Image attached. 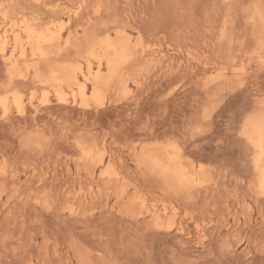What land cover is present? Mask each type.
Instances as JSON below:
<instances>
[{
    "label": "rangeland",
    "instance_id": "obj_1",
    "mask_svg": "<svg viewBox=\"0 0 264 264\" xmlns=\"http://www.w3.org/2000/svg\"><path fill=\"white\" fill-rule=\"evenodd\" d=\"M79 1L0 0V21L6 13L11 21L66 19L69 10L73 26L116 17L144 38V79L131 99L114 97L99 111L61 104L53 94L43 107L36 83L17 82L27 91L25 113L20 115L10 100L5 120L0 107V167L6 164L17 176L8 175L0 185L7 186L8 195L39 193L38 184L27 181L33 168L44 174L47 189L75 184L79 154L73 140L65 139L67 131L72 137L109 140V149L124 159L128 176L143 190L157 186L136 177L130 154L135 141L178 140L192 160L211 170L214 184L199 193L195 206L181 207L168 231L131 221L116 208L70 215L60 208L63 191L52 209L6 204L0 207V264H78L79 245L106 255L94 258L96 264H264V194L256 190L245 126L264 102V32L250 18L251 8H264V0H87L88 9L77 15ZM98 2L111 13L96 19ZM18 52L11 44L8 54ZM224 66L241 69L240 76L213 80ZM5 68L0 57V94ZM37 131L51 140L41 153L25 145ZM206 222L203 243L197 226Z\"/></svg>",
    "mask_w": 264,
    "mask_h": 264
},
{
    "label": "bare ground",
    "instance_id": "obj_2",
    "mask_svg": "<svg viewBox=\"0 0 264 264\" xmlns=\"http://www.w3.org/2000/svg\"><path fill=\"white\" fill-rule=\"evenodd\" d=\"M88 5L87 0H80L73 13L78 15L87 10ZM71 12L68 11L66 19L47 21L28 16L11 21L8 13L3 15L0 57L6 67L7 81L1 85L2 119L9 118L10 100L16 104L20 115L25 113L24 95L27 91L18 87L20 81L32 80L43 90L40 102L43 107L51 103L52 94L59 103L73 104L85 111H99L120 95L133 97L134 89L144 79L140 60L145 55V43L139 30L121 24L116 17L110 21L101 20L98 24L90 21L73 26ZM103 12L111 13L105 10L103 3H96L93 7L95 18H101ZM250 12L254 25L259 23V31L264 32V8L255 5ZM11 44L14 50L19 47L15 56L8 54ZM70 52L75 53L74 57H70ZM240 70L224 66L213 80L225 81L231 76H240ZM67 90H70V96ZM258 105L245 126L257 172L256 190L264 194V102ZM64 136L68 141L72 139L71 144L78 150L79 155L74 159L78 165V181L72 186L47 189L44 187L46 180L42 178L44 174L33 168V175L27 181H34L38 184L37 190H42L28 194L17 190L16 194L8 195L7 186L1 184L0 202H5L0 207L16 202L52 209L59 205L60 192L63 191L66 196L60 208L70 215L94 214L100 207L116 208L131 221H146L154 230L168 231L176 224L181 207L188 210L195 206L199 193L214 184L212 172L206 164L192 160L175 139L135 141L131 146L136 177L142 184L157 186L143 190L137 180L128 176L124 159L116 157L109 149V140L102 138L100 141L96 137L87 140L82 135L72 137L68 131ZM50 141L43 131H37L27 136L25 145L41 153ZM8 175L17 176L3 164L0 183ZM206 224L197 226L203 243L206 241ZM75 257L78 264H96L94 258L104 260L106 255L101 250L79 245L75 247ZM101 264L113 263L103 261Z\"/></svg>",
    "mask_w": 264,
    "mask_h": 264
}]
</instances>
